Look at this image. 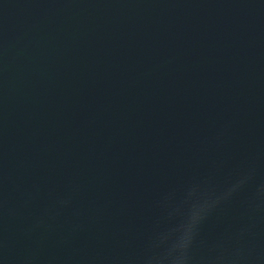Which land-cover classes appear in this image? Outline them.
<instances>
[{
    "label": "water",
    "instance_id": "obj_1",
    "mask_svg": "<svg viewBox=\"0 0 264 264\" xmlns=\"http://www.w3.org/2000/svg\"><path fill=\"white\" fill-rule=\"evenodd\" d=\"M236 184L189 264H264V0H0V264H161Z\"/></svg>",
    "mask_w": 264,
    "mask_h": 264
},
{
    "label": "clouds",
    "instance_id": "obj_2",
    "mask_svg": "<svg viewBox=\"0 0 264 264\" xmlns=\"http://www.w3.org/2000/svg\"><path fill=\"white\" fill-rule=\"evenodd\" d=\"M240 183H243L241 181ZM239 184L233 185L221 197L212 198L211 193L199 192L193 189L189 196L191 198V207L184 223L180 225L179 236L175 243L169 249L167 255L162 258L161 264L166 260L167 264H189L191 258L190 249L198 232L199 224L205 218L206 214L215 207L223 198L232 194Z\"/></svg>",
    "mask_w": 264,
    "mask_h": 264
}]
</instances>
